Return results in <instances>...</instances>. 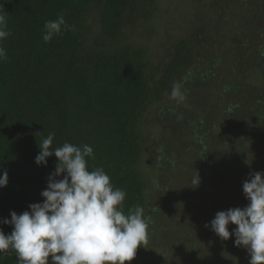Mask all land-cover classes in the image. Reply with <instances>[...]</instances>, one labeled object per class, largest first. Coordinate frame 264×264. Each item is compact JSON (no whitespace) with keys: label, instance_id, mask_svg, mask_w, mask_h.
<instances>
[{"label":"trees","instance_id":"obj_1","mask_svg":"<svg viewBox=\"0 0 264 264\" xmlns=\"http://www.w3.org/2000/svg\"><path fill=\"white\" fill-rule=\"evenodd\" d=\"M217 1L241 12L237 26H225L230 17L221 8L217 35L198 26L152 67L145 47L132 45L128 36L150 22L155 0H0L11 33L0 41L7 55L0 60V175L8 172L7 186L0 188V221L43 203L41 192L57 160L52 156L38 166L35 158L50 133L52 149L65 142L93 148L88 167L103 168L112 185L126 192L125 214L139 205L145 215L142 162L157 159L156 169L175 163L169 138L182 146L191 137L182 150H195L203 160L213 161L209 146L222 151L227 164H216L220 180L243 188L249 164L239 152L264 140V0H237L240 10L234 0ZM61 13L76 30L45 43V22ZM228 60L233 68L227 81L217 71ZM210 109H219L221 121L205 122ZM152 139L160 149L150 153ZM238 193L243 209L248 201L243 190ZM0 230L9 235L13 229L0 223ZM0 264H18L16 253H0Z\"/></svg>","mask_w":264,"mask_h":264},{"label":"clouds","instance_id":"obj_2","mask_svg":"<svg viewBox=\"0 0 264 264\" xmlns=\"http://www.w3.org/2000/svg\"><path fill=\"white\" fill-rule=\"evenodd\" d=\"M7 13H0V41L7 30ZM63 13L44 24L43 41L50 42L63 31H75ZM0 47V60H6ZM179 85H175L173 95ZM54 133L43 138L35 163L47 165L55 156V171L49 175L43 203L29 205L30 211L0 221L12 227L9 235L0 230V253L12 250L18 264H130L138 247L147 239L148 218L142 206L124 212L126 192L112 185L103 168L90 170L87 159L93 148L65 142L52 149ZM0 188L8 183V172L2 170ZM63 175V178L60 177ZM199 184V176L193 181ZM248 204L217 212L211 230L223 240L235 237V246L244 247L249 264H264V173L255 172L243 183ZM229 225H235L232 233ZM209 227V225H205Z\"/></svg>","mask_w":264,"mask_h":264},{"label":"rangeland","instance_id":"obj_3","mask_svg":"<svg viewBox=\"0 0 264 264\" xmlns=\"http://www.w3.org/2000/svg\"><path fill=\"white\" fill-rule=\"evenodd\" d=\"M233 4L241 9L242 2L234 0ZM233 4L229 8L234 9ZM221 8L227 9L217 0H155V12L150 22L136 27L129 33L128 39L132 45L145 47L152 67L157 66L179 39L190 35L200 28L198 26H202L208 36L217 35V13ZM226 13L230 20L225 26L229 29L237 26L241 12L237 14L235 10L232 12L227 9ZM230 61L217 71L220 79L223 77L228 81L233 68ZM223 68L229 70L225 72ZM252 79L261 85L259 76H252ZM208 92L213 98L216 97L213 87ZM218 110L210 109L204 116L205 122L221 121ZM145 131L151 134V128L147 126ZM155 133L157 132H152ZM187 140L183 141L184 145L176 146L175 140L169 138V142L173 144H168L169 153L175 154L176 159L175 163H165L163 169L159 166L156 169L157 159L147 157L142 162L147 187L148 210L146 209L145 216L154 215L155 219L148 222L147 239L138 247L130 264H249L250 256L244 247H237L232 252L234 236L225 241L210 227L217 212L237 208L241 198L238 190L242 191L243 188L237 185L233 187L229 181L220 180L222 172L219 173L215 167L223 160L227 164L226 155L222 151L209 146L213 161L203 160L196 155L195 150H182L187 148L186 144L191 141V137ZM214 144L217 143L213 141L211 145ZM158 146L152 139L150 153L160 149ZM239 155L249 164L245 170L249 178L255 172L264 171V140L261 143L254 141L246 144ZM196 173L199 184L193 182ZM206 224L209 227H205ZM235 227L229 225V232L232 233Z\"/></svg>","mask_w":264,"mask_h":264}]
</instances>
